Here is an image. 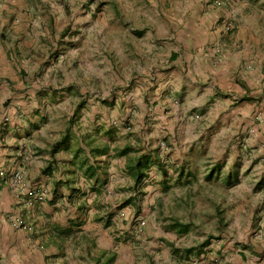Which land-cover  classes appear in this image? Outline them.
Wrapping results in <instances>:
<instances>
[{"label": "rangeland", "instance_id": "obj_1", "mask_svg": "<svg viewBox=\"0 0 264 264\" xmlns=\"http://www.w3.org/2000/svg\"><path fill=\"white\" fill-rule=\"evenodd\" d=\"M34 2L41 27L34 57L19 74L25 87L18 89L26 92L28 115L39 126L26 135L28 123L22 136L31 147L51 146L66 135L78 166L85 153L76 151L83 145H109L96 157L107 182L98 192L93 181L82 193L83 210L97 224L83 238L94 241L95 253L123 264H264V117L246 109L251 96L245 84L248 95L235 104L217 94L201 98L191 82L194 92L177 95L185 78L172 65L185 66L182 51L191 50L170 28L185 36L207 23L223 38L250 13L264 26V3ZM223 47L221 41L206 46L219 60ZM126 144L156 153L163 169L153 165L136 186L126 171L129 156L115 155L114 148ZM234 171L238 180L227 186L225 177ZM109 185L117 195L109 196ZM130 197L136 204L123 206Z\"/></svg>", "mask_w": 264, "mask_h": 264}, {"label": "crops", "instance_id": "obj_2", "mask_svg": "<svg viewBox=\"0 0 264 264\" xmlns=\"http://www.w3.org/2000/svg\"><path fill=\"white\" fill-rule=\"evenodd\" d=\"M257 1L264 3V0ZM38 18L34 0H0V167L8 171L23 167L27 177L24 193L13 188L9 174L3 180L0 177L3 264H123L121 258L112 263L108 257L95 253L94 241L83 238L85 234L93 233V226L97 225L92 223L91 211L88 214L83 210L86 199L82 196L94 178H89L74 162L75 149L61 148L53 154L52 145L32 140L35 143L31 148L22 136L28 123L26 135L33 134L34 128H38L28 115L27 100L22 99L26 92L21 94L18 89L25 87V79L20 80L19 74L26 71L27 60L34 57V40L39 33L37 26L41 27L37 24ZM200 25L197 30L191 28L185 36V31L182 33L173 25L170 27L176 41L184 37L191 50L180 49L185 54V66L182 63L172 65V69L184 73L182 78H185L176 94L194 92L196 85L195 92L201 98L217 94L232 104L247 93L241 85L245 84L251 96V104L246 109H250L253 117L260 113L264 117V85L260 87V81L264 82V26L261 20L253 13L241 16L238 29L223 38L218 30H211V25ZM219 41L224 45L220 60L206 48ZM178 53L175 49L174 55ZM247 63L251 64L249 70ZM189 82L193 87H189ZM219 101L223 104V100ZM233 109L238 113L241 108ZM3 116H9V122L4 123ZM83 148L89 153V147L83 145ZM123 160L121 172L126 163V159ZM111 178L112 181L115 179L114 171ZM44 188L50 191L46 201L28 205L27 201ZM105 189L109 196L117 195L113 185ZM18 219H23L30 228L17 227L14 222ZM95 243L99 248L110 247L100 241Z\"/></svg>", "mask_w": 264, "mask_h": 264}, {"label": "trees", "instance_id": "obj_3", "mask_svg": "<svg viewBox=\"0 0 264 264\" xmlns=\"http://www.w3.org/2000/svg\"><path fill=\"white\" fill-rule=\"evenodd\" d=\"M37 127L38 124L35 123ZM68 137L65 135L61 140L55 142L51 147V153L58 152L61 148H68ZM87 147H89V153L86 152V150L81 147L78 151H76V154L78 152H84L85 156L82 158V161L79 163V168L84 169L85 174L89 178H94V184L93 190L100 191L101 187L107 182L104 177L102 176L104 171L102 164L96 160L97 156H103L107 154L110 147L108 144H104L103 146H91L89 142L87 143ZM116 151L115 155L118 156H129L128 157V163L126 165V171L134 180V184L136 186H141L145 177L147 176V170L152 167L153 165L159 166V168L163 169V165L161 164L160 158L156 153L152 152H141L140 149H135L134 146L126 144L122 148L116 147L114 148ZM134 152V156H131V153ZM78 156V155H77ZM93 158V160L91 159ZM238 180V173L236 171L232 172L231 174H228L225 177V184L227 186H230ZM136 204L135 197L128 198L123 206H126L128 204ZM179 226H186L180 223H175ZM175 225H171V227H174Z\"/></svg>", "mask_w": 264, "mask_h": 264}, {"label": "built area", "instance_id": "obj_4", "mask_svg": "<svg viewBox=\"0 0 264 264\" xmlns=\"http://www.w3.org/2000/svg\"><path fill=\"white\" fill-rule=\"evenodd\" d=\"M225 0H215L214 4L215 6H220L224 3ZM233 23H229L227 25V29H232ZM9 116H3V122L7 123L9 121ZM7 174L10 175V182L13 186V188L18 191L19 193H24L26 187H27V178L25 175V170L23 168H17L12 171H8L7 169L0 167V177L1 179H5ZM48 197V191L46 189H43L41 191H38L34 194V196L27 201V204L30 206H34L35 204H41L46 201ZM14 224L22 229H29V225L23 221V219H18L14 222ZM4 263V258L2 253L0 252V264Z\"/></svg>", "mask_w": 264, "mask_h": 264}]
</instances>
